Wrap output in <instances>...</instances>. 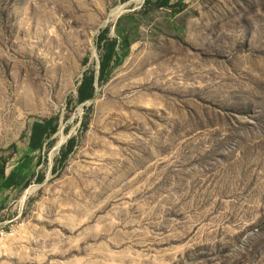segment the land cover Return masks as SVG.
I'll return each instance as SVG.
<instances>
[{
  "label": "rangeland",
  "instance_id": "1",
  "mask_svg": "<svg viewBox=\"0 0 264 264\" xmlns=\"http://www.w3.org/2000/svg\"><path fill=\"white\" fill-rule=\"evenodd\" d=\"M10 167L0 264H264V0H0Z\"/></svg>",
  "mask_w": 264,
  "mask_h": 264
},
{
  "label": "crops",
  "instance_id": "2",
  "mask_svg": "<svg viewBox=\"0 0 264 264\" xmlns=\"http://www.w3.org/2000/svg\"><path fill=\"white\" fill-rule=\"evenodd\" d=\"M25 181V177L22 173L16 172L12 167L5 169L4 174L0 177V206L3 203V199L8 200V196L11 192V187L14 185H20Z\"/></svg>",
  "mask_w": 264,
  "mask_h": 264
},
{
  "label": "trees",
  "instance_id": "3",
  "mask_svg": "<svg viewBox=\"0 0 264 264\" xmlns=\"http://www.w3.org/2000/svg\"><path fill=\"white\" fill-rule=\"evenodd\" d=\"M101 40V37L99 36L98 41ZM106 64L102 62L100 64V75H103L104 68ZM94 92L93 88V77L92 76H84L78 86L77 89V101L78 102H84L90 98H92ZM2 174V173H1Z\"/></svg>",
  "mask_w": 264,
  "mask_h": 264
},
{
  "label": "built area",
  "instance_id": "4",
  "mask_svg": "<svg viewBox=\"0 0 264 264\" xmlns=\"http://www.w3.org/2000/svg\"><path fill=\"white\" fill-rule=\"evenodd\" d=\"M2 236H3V232L0 231V237H2Z\"/></svg>",
  "mask_w": 264,
  "mask_h": 264
},
{
  "label": "bare ground",
  "instance_id": "5",
  "mask_svg": "<svg viewBox=\"0 0 264 264\" xmlns=\"http://www.w3.org/2000/svg\"><path fill=\"white\" fill-rule=\"evenodd\" d=\"M120 10H122V9H120V8L117 9V11H120ZM117 11H116V13H117ZM113 13H114V12H113ZM116 17H117V16H116Z\"/></svg>",
  "mask_w": 264,
  "mask_h": 264
}]
</instances>
